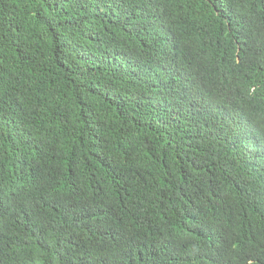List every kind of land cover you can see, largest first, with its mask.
Segmentation results:
<instances>
[{
	"label": "trees",
	"instance_id": "obj_1",
	"mask_svg": "<svg viewBox=\"0 0 264 264\" xmlns=\"http://www.w3.org/2000/svg\"><path fill=\"white\" fill-rule=\"evenodd\" d=\"M0 264H264V0H0Z\"/></svg>",
	"mask_w": 264,
	"mask_h": 264
}]
</instances>
